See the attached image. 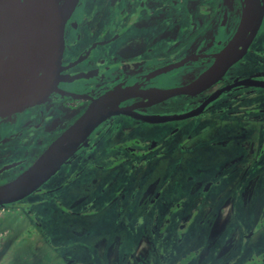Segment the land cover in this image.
I'll return each mask as SVG.
<instances>
[{
    "label": "flooded vegetation",
    "instance_id": "1",
    "mask_svg": "<svg viewBox=\"0 0 264 264\" xmlns=\"http://www.w3.org/2000/svg\"><path fill=\"white\" fill-rule=\"evenodd\" d=\"M241 12V0H77L62 29L59 58L49 69L52 77L42 88L0 104V184L29 167L48 144L87 108L91 99L105 90L117 84L135 82L144 83L146 88H166L195 78L209 66L219 47L232 36ZM230 30L232 33L226 36ZM180 61L185 64L159 73L164 67ZM248 66L252 70L245 72L246 75L241 74L244 72L242 68ZM46 67L45 62L31 75L41 73ZM247 78L264 81V16L247 51L220 79L197 94L172 95L158 102L141 97L122 102V105H134L133 111L137 114L117 113L108 117L33 194L5 205L4 209L22 204L37 210L42 200L34 203L28 198L50 194L52 197L46 198L43 205L55 207L64 221H82L84 217L104 215V220L110 219L116 226L128 227L126 216L133 212V225L168 226L169 217L182 208L187 197L195 196L200 202L213 188L220 186L218 179L221 174L226 178H236L240 169L237 165L241 160L238 153H230L231 148H242L244 142L255 143L252 132L260 122L261 117L257 114L264 112V106H260L264 103L260 102L254 88H264V85L242 84L218 93L225 86ZM243 88L253 90L246 96H236L235 104L226 109L214 107L230 93ZM215 94L217 96L204 108L190 116L160 121L138 116L186 112ZM240 104L247 105L242 112V116L249 120L246 128L250 130L246 133L239 124L224 123L216 133H207L202 138L193 133L196 129L180 135L182 119L198 118L205 112L213 115L214 111H219V114L225 111V117L233 121L238 116ZM119 118L130 121L122 123ZM158 123L163 127L157 131L152 130V126H145ZM209 128L212 126L205 123L198 130ZM108 135L110 137L107 138ZM152 141L154 143L150 144ZM256 141L259 144L258 136ZM167 142H172L174 150H171L174 154L172 171L181 172L179 154L188 153L185 160L190 169L184 176L185 179L188 177L187 188L188 185L196 186L191 184V176L195 174L209 178L202 184L198 183L192 194L186 193V198L165 199L169 185L167 179L174 177L166 174L164 181L163 176L151 171L159 157L170 153ZM215 147L221 154H226L218 155L214 161L204 159L203 152L209 148L216 150ZM70 165H74V171L67 175L65 171ZM60 174L64 176L59 177ZM75 178L80 182V189L74 192L67 187ZM71 197L74 199L68 203ZM94 197H101L103 201L98 203ZM164 211L167 212L165 217ZM148 213L150 217L146 216ZM72 227L69 225L68 231L75 239L64 238L63 247L76 250L75 246L81 242L82 246L96 251L106 261L115 258V252L110 248L116 242L119 248L116 237L121 238L120 235L99 242L88 239L85 226H77L81 228L79 234L75 229L71 230ZM36 228L41 230L42 223ZM144 233L136 234L134 239L141 240ZM39 234L43 236L42 232ZM43 240L47 244L52 238L47 236ZM63 258L65 264H74L71 263L74 258L66 255ZM76 258L81 260L80 264H94L88 257Z\"/></svg>",
    "mask_w": 264,
    "mask_h": 264
},
{
    "label": "rangeland",
    "instance_id": "2",
    "mask_svg": "<svg viewBox=\"0 0 264 264\" xmlns=\"http://www.w3.org/2000/svg\"><path fill=\"white\" fill-rule=\"evenodd\" d=\"M231 33V30L227 31L226 36ZM251 70V66L242 68L244 72L241 74L244 75ZM252 90L251 88L236 90L222 101L215 103L214 107L220 110L226 109L227 106L235 104L233 100L236 96H246ZM254 90L260 102L264 103V88L256 87ZM260 106L264 105L260 104ZM246 108L247 105H241L238 116L233 121L225 117V111L222 114L214 111L213 115L205 112L198 118L182 119L180 135H187L189 130L196 129L197 131L193 133L202 138L207 133H216L224 123L239 124L245 128L244 133H246L250 130L246 128L249 120L242 116ZM257 116L261 119L258 128H254L252 132L255 143L244 142L242 148L233 147L230 150L231 154L238 153L241 160L237 165L240 169L236 178H226L221 174L218 179L221 182L220 186L213 188L200 202L195 196L187 197L186 193L192 194L194 190L196 191L194 188L198 183L202 184L209 178L195 174L191 176L193 178L191 184L196 186L188 185L187 188L188 177L185 179L184 176L190 169L185 160L188 153L179 154V161L182 162L181 172L172 171L171 163L174 160V154L171 153L172 142L166 143L170 147L171 154L167 152L163 158L159 157L157 165L151 171L156 172L159 177L163 176L164 181L167 179L166 174L174 177L167 179L169 185L165 190V199L187 197L182 208L175 210L169 217L168 226L164 225L160 228L159 225L154 227L133 225V212L127 213L128 227L116 226L110 219L104 220V215L84 217L82 221L75 219L64 221L55 207L43 205L45 199L52 196L40 194L28 198L34 203L36 200H42L37 210L32 206L14 204L0 211V264H65L63 258L65 255L74 258L71 261L74 264L81 263L77 256L83 259L88 257L94 264H264V112ZM119 121L128 123L130 120L119 118ZM205 123L210 124L212 128L199 131L201 125ZM158 124L145 126H152L150 128L157 131L163 127V124ZM257 136L259 144L256 141ZM248 139H251V136ZM153 143L154 141L150 142ZM215 149L209 148L208 151L203 152V158L214 161L218 155L226 154H221L219 148L215 147ZM73 167L74 165H70L65 171L67 175L73 174ZM63 176L59 175V177ZM79 183L75 178L67 189L79 191ZM94 198L98 203L103 201L101 197ZM73 199L74 197H71L68 203ZM33 211L35 214L32 213ZM165 214L166 211L164 217ZM146 216L150 217V213ZM39 221L42 223L41 230L36 228L40 226ZM69 225H72L71 230L75 229L78 234L81 228L77 226H85L88 239L93 241L105 242L120 235L121 238L116 237V241L118 240L120 244L119 248L117 242L110 248L115 252V258L106 261L103 257L100 258L96 251L82 246L81 242L75 246L76 250L63 247L64 238L75 239L68 231ZM151 228L154 229L153 232ZM38 231L42 232L43 238L50 236L51 242L46 244ZM142 231H145L142 239L138 240L137 237L134 239V236ZM56 254L61 255L63 259Z\"/></svg>",
    "mask_w": 264,
    "mask_h": 264
},
{
    "label": "water",
    "instance_id": "3",
    "mask_svg": "<svg viewBox=\"0 0 264 264\" xmlns=\"http://www.w3.org/2000/svg\"><path fill=\"white\" fill-rule=\"evenodd\" d=\"M23 2L32 7L34 27L18 61L6 59L12 34L10 28L19 13L10 16L7 22L0 23V104L42 88L52 77L49 69H52L59 58L62 49V29L77 0H70L65 9L61 8L60 0H23ZM241 3L242 12L236 30L219 47L209 66L195 78L187 83L166 88H146L144 83L139 82L122 83L92 98L87 108L48 144L29 167L10 181L0 184V206L17 202L33 194L108 117L117 113L137 114L133 111L134 105H122V102L136 97L158 102L172 95L197 94L220 79L247 51L264 16V0H241ZM45 62L46 69L39 74L31 75L39 65ZM184 64L180 61L163 69L160 68L159 73ZM242 84L264 85V81L253 78L239 80L220 89L218 93ZM217 94L186 112L138 116L153 121L190 116L204 108Z\"/></svg>",
    "mask_w": 264,
    "mask_h": 264
},
{
    "label": "bare ground",
    "instance_id": "4",
    "mask_svg": "<svg viewBox=\"0 0 264 264\" xmlns=\"http://www.w3.org/2000/svg\"><path fill=\"white\" fill-rule=\"evenodd\" d=\"M69 1L62 0L61 8H66ZM17 12L19 16L16 17L10 28L12 34L6 60L18 61L21 58L33 32L34 17L32 7L25 4L23 0H0V23L7 22L10 20V16L18 14Z\"/></svg>",
    "mask_w": 264,
    "mask_h": 264
},
{
    "label": "built area",
    "instance_id": "5",
    "mask_svg": "<svg viewBox=\"0 0 264 264\" xmlns=\"http://www.w3.org/2000/svg\"><path fill=\"white\" fill-rule=\"evenodd\" d=\"M4 210V207L3 206H0V211H3Z\"/></svg>",
    "mask_w": 264,
    "mask_h": 264
},
{
    "label": "trees",
    "instance_id": "6",
    "mask_svg": "<svg viewBox=\"0 0 264 264\" xmlns=\"http://www.w3.org/2000/svg\"><path fill=\"white\" fill-rule=\"evenodd\" d=\"M4 207V206H3Z\"/></svg>",
    "mask_w": 264,
    "mask_h": 264
}]
</instances>
